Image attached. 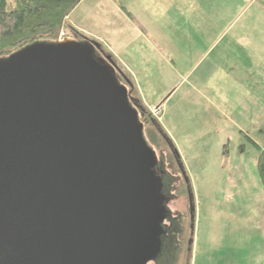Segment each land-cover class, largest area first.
<instances>
[{
    "label": "water",
    "instance_id": "95a60500",
    "mask_svg": "<svg viewBox=\"0 0 264 264\" xmlns=\"http://www.w3.org/2000/svg\"><path fill=\"white\" fill-rule=\"evenodd\" d=\"M95 46L37 43L0 63V264H141L153 250L154 154Z\"/></svg>",
    "mask_w": 264,
    "mask_h": 264
},
{
    "label": "rangeland",
    "instance_id": "374dc122",
    "mask_svg": "<svg viewBox=\"0 0 264 264\" xmlns=\"http://www.w3.org/2000/svg\"><path fill=\"white\" fill-rule=\"evenodd\" d=\"M167 1L170 3L164 0H82L69 17L78 21L84 39L85 36L96 39L124 59L125 62L121 60L119 64L133 74L141 99L151 105L146 107L147 113L136 109L143 137L154 154L152 170L164 217L159 222L153 250L143 256L141 264L240 263L253 253V248L256 250L257 246L253 245L261 237L264 188L258 172V156L260 147L264 146V118L236 113L229 123L219 113L212 114L211 108L215 109L212 106L203 112L206 99L198 82L205 77L213 60L220 62V28L227 30L236 14L245 12L246 15L231 27L236 30L246 23L247 15L254 13L260 3L253 6L251 0H224L220 22V5L215 9L210 5L212 0H208L209 4L201 8L219 17L214 23H207L208 27L215 25V32L207 33L208 27L200 20L184 22L181 19L179 0ZM170 5L177 9L171 14L176 22L170 24L169 29L176 36L170 44L163 43L156 50H150L145 44L141 45L144 37L138 34L136 37V33L127 30L126 23L136 22L137 17L142 25L139 27L152 35L154 15ZM200 12L195 6L193 13ZM128 13L137 16L133 19ZM68 18L58 39L74 38L76 31ZM139 49L149 53L146 55L151 68L148 75H144L137 64L139 55L135 52ZM210 50L213 52L209 55ZM10 57L0 55V63H6ZM160 66L166 67L167 72ZM173 83L175 86L171 87ZM130 88L128 85L127 91L131 92ZM174 89H177L174 95L168 98ZM206 93L209 96V92ZM163 101L165 114L161 120L160 116L152 115L155 121L152 120L148 112ZM175 118L177 126H174ZM251 122L258 125L254 127ZM233 123L250 127H235Z\"/></svg>",
    "mask_w": 264,
    "mask_h": 264
},
{
    "label": "crops",
    "instance_id": "0c3cea01",
    "mask_svg": "<svg viewBox=\"0 0 264 264\" xmlns=\"http://www.w3.org/2000/svg\"><path fill=\"white\" fill-rule=\"evenodd\" d=\"M164 1L169 2L167 0ZM179 1L181 2V9L179 8L180 12L178 15H181V19L184 22L200 20L204 27H208L207 23H214V21L219 17L218 14H209L201 8L202 6L209 4L208 0ZM251 2L252 4L254 3L253 6L256 5L257 2L260 4L256 5L257 8L254 13H249V15H247L248 18L245 24L239 26L236 30H231V27L234 26L237 21L242 19L241 17L245 14V12H242L243 14H236V18L230 28L227 30L220 28V62L218 59L217 61L213 60L211 66L208 68L209 71L206 70L205 77L201 78L198 82V86L202 89L201 94L206 99V105L204 104L205 106L202 108V111L207 112L208 108L212 106L215 108H211V110H213L212 114L219 113L220 117L226 118L229 123L232 121L230 118H233L236 113H239L243 117L246 116L245 113H249L251 116L254 114L255 116L264 118V0H251ZM210 5L215 9H219L220 5L221 22V15L224 14L222 12L224 8L222 7L224 5V0H212L210 1ZM195 6L199 7V10L201 11L200 14L195 15L193 13ZM174 11L176 12L177 9H174V7L170 5L167 9L161 8L159 13L154 15L156 22L154 24L155 30L152 32V35H149V32L146 34L144 31L145 29L141 28L142 25L140 21H138V18L136 17L137 15L134 16L136 17V22L132 19L134 23L129 21L126 23L127 30L130 33H136V37H138V35L144 37V41L141 42V45L145 44L144 46L146 48H149L150 50L154 48L156 50L157 46L160 47L163 43L165 45L170 44L176 36L175 32H171L169 29L170 24L176 22L175 19H172L171 15ZM68 22L71 24L70 26L75 29L74 31H79L80 25L76 19L71 20L69 17ZM139 25L141 27H139ZM214 26L215 25L212 24L205 29L207 33L215 32ZM185 35L186 33H183V36ZM226 37L227 40L225 41L224 39ZM107 51L118 63L124 61L123 58L117 57V55L113 54L108 48ZM212 52L213 51L210 50L209 55ZM135 53L139 55V61L137 64L142 68L144 75H148V72H150L149 69L151 68L149 66V62L146 60V55H149V53L140 49ZM160 69L165 72L168 70L164 66H160ZM125 70L134 81L133 74L127 68ZM174 86L175 83L171 84V87ZM137 90L140 97L141 94L138 87ZM176 90L177 89H174L169 94L168 98L174 95L173 93ZM206 92H209V96ZM164 101L158 104L162 108L160 120L162 119L163 114H165L166 105H164ZM215 101H217V104L214 103ZM142 102L146 107L151 106L143 100ZM208 103L210 104L208 105ZM182 120L184 119L182 118ZM261 122L262 121H260V123ZM252 123L254 127L258 125H255L254 122H251V124ZM177 125L178 119L175 118L174 126ZM233 125L235 127L242 128L250 127L247 125H238V123H233ZM260 223L259 229L261 237L256 239V243L253 245V247L257 246L256 250L253 248L252 254L249 253L248 257L245 256L240 263L233 264H264V218L261 219Z\"/></svg>",
    "mask_w": 264,
    "mask_h": 264
},
{
    "label": "trees",
    "instance_id": "16d2710c",
    "mask_svg": "<svg viewBox=\"0 0 264 264\" xmlns=\"http://www.w3.org/2000/svg\"><path fill=\"white\" fill-rule=\"evenodd\" d=\"M82 0H0V55H11L34 44L56 43L66 19ZM133 19V15L128 13ZM79 33V34H78ZM77 31L74 40L97 44L95 56L101 60L110 58L116 68V77L127 89L131 104L147 113L142 99L137 95V87L131 76L114 59L103 45L87 38ZM96 47V46H95ZM135 93V94H133ZM149 117L154 120L150 112ZM258 172L264 188V147H260Z\"/></svg>",
    "mask_w": 264,
    "mask_h": 264
},
{
    "label": "built area",
    "instance_id": "2783aa9c",
    "mask_svg": "<svg viewBox=\"0 0 264 264\" xmlns=\"http://www.w3.org/2000/svg\"><path fill=\"white\" fill-rule=\"evenodd\" d=\"M63 38V37H62ZM58 39V41H63V40H65L66 39V37H64L63 39ZM150 113L153 115V116H155V117H157V118H159V116L161 117V114H162V110H161V108H160V106H156V107H153V109L152 110H150Z\"/></svg>",
    "mask_w": 264,
    "mask_h": 264
},
{
    "label": "flooded vegetation",
    "instance_id": "af4514ba",
    "mask_svg": "<svg viewBox=\"0 0 264 264\" xmlns=\"http://www.w3.org/2000/svg\"><path fill=\"white\" fill-rule=\"evenodd\" d=\"M151 114V113H150ZM152 115V114H151ZM155 121V120H154Z\"/></svg>",
    "mask_w": 264,
    "mask_h": 264
}]
</instances>
